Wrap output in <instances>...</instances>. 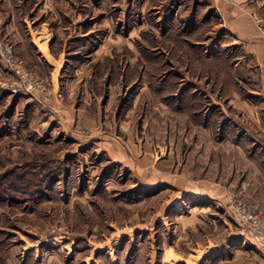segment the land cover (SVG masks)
<instances>
[{
    "label": "rangeland",
    "instance_id": "obj_1",
    "mask_svg": "<svg viewBox=\"0 0 264 264\" xmlns=\"http://www.w3.org/2000/svg\"><path fill=\"white\" fill-rule=\"evenodd\" d=\"M7 2L21 17L17 19L23 30L46 27L53 34L50 46L65 53L64 78L74 75L81 61L93 60L108 35H121L124 45L122 52L114 48L112 56L91 62L88 87L96 97L90 118H81L66 132L60 118L45 108L53 97L66 100V94L54 88L60 82L49 69L41 70L30 61L28 52L0 27V175L11 172L10 177L0 176V264H207L208 257L216 262L219 256L235 257L225 264H261L260 251L249 240L255 236L264 241L241 225L235 213L243 203L248 213H257L264 221L258 199L235 185L220 201L207 203L176 192L184 187H172L167 178L169 172L184 176L191 145L184 129H177L184 125L173 121L171 131L156 111L168 107L178 118L187 116L194 125L218 135L231 120L224 110L230 117L236 111L224 96L226 91H220L209 59L217 53L239 55L227 41L223 47L216 45L220 30L215 27L216 9H208L201 33L207 29L210 33L201 38L200 22L194 18L200 3L192 0ZM10 46L28 73L26 78L7 63L4 53ZM132 74L136 81L129 86ZM119 75L124 77V89L113 106L108 104V86ZM142 80L155 104L142 103L128 118L127 106ZM153 126L160 128L161 136L146 135ZM114 136L126 147L134 143L136 156L141 151L140 164L156 158L163 164L158 169L164 176L161 184L153 186L156 180L139 179L131 166L112 160L104 145ZM161 137L164 144L158 145ZM160 148L164 152L159 153ZM257 148L255 144L248 155ZM258 153L262 159L264 147ZM194 176L192 181L199 182L200 174ZM198 206L206 209L193 208Z\"/></svg>",
    "mask_w": 264,
    "mask_h": 264
},
{
    "label": "crops",
    "instance_id": "obj_2",
    "mask_svg": "<svg viewBox=\"0 0 264 264\" xmlns=\"http://www.w3.org/2000/svg\"><path fill=\"white\" fill-rule=\"evenodd\" d=\"M192 1L200 3L199 15L194 17L196 14L192 16L193 14L191 13V17L196 18V21L200 22L199 33L203 31V25L208 22V19H206L208 9L213 7L216 9L215 27L220 28L218 30L220 33L218 34L217 32L216 36V45L223 47L225 41H227V45H233L235 49H239V55L233 56L234 58H228L221 53L212 54L209 58L217 70L215 74H217L220 91H226L224 96L229 99V104L236 108V111L232 112V117H230L228 111L224 110L227 118H231V120L223 128V130L225 129L224 132H220L219 135L216 131L215 134L208 128L194 125L188 120L187 116L180 115L178 118L168 107V110L156 111L157 117L164 119L166 126L171 131L173 121L178 126L184 125V127L177 129L179 132L182 128L184 129L185 141L191 145V153L184 165V176L170 175L169 172V177L167 178L172 187H184L183 191L178 189L176 192L184 193L183 195L191 194L192 196H197L206 200L207 203L211 202L210 200L222 199L230 187L240 186L246 190L250 198L252 197L253 200L258 199L255 202L264 215V199L261 198V193L264 190V156H261L262 159L258 158L260 156L258 153L260 148L264 147V110L262 111L259 108L260 104L255 103L260 102L261 107L264 108V0H204L210 3L208 5H203V0ZM8 3L7 0H0L1 30L16 41L17 47L23 48L24 51L28 52L29 56H31L29 58L31 59L30 61L36 63L41 70L49 69L52 78L60 82V87L56 85L54 88L66 94V100L62 102L53 97L45 108L46 111L48 110L47 113L50 112V114L60 118L59 122L67 132L78 120L81 118L86 119L89 116V108L95 96L92 89L88 87V82L92 75L91 62L105 55L112 56L114 48L117 52H122L124 38L121 35H116L115 37L112 34L108 35L103 44L94 53L93 60L81 61V65L76 69L75 74L69 78H64L65 53L61 50L55 51L50 46L53 34L47 32L46 27V30H42V28L34 31L31 29L23 30L19 26L20 20L17 19L21 17L15 10L10 8ZM57 3L60 4L59 2ZM25 21L27 20L25 19ZM221 30H224V32ZM193 32L196 33V30ZM211 32L213 31L211 30ZM203 33H201V38L208 36L210 31L207 29ZM219 35L221 38H219ZM204 42L206 41L201 39V43ZM38 52L41 54L36 55ZM202 56L204 55L202 54ZM222 58L227 60L224 63L225 66L217 61V59ZM203 65L202 62L201 69L204 68ZM106 72L108 73L109 71ZM129 77V86H131L136 81V75L132 74ZM141 86L139 92L131 99V105L127 106L130 107L126 114L128 118L134 116V113L142 103L155 104L153 95L148 90L144 80H142ZM122 89H124V77L119 75L109 83L108 94L110 99L108 104L116 105ZM76 94H78L77 100H73ZM78 102H80L79 105H77ZM105 108L106 110L109 109L106 106ZM125 110L126 108L121 112L123 118ZM122 126H124V119ZM160 128L153 126L152 130L154 131H151L150 127H148L150 131L146 135L161 136ZM163 139L162 141L161 137L158 145L164 144L165 138L163 137ZM168 140L170 142V135ZM128 141H131L130 136ZM255 144L258 147L257 152L252 156L248 155L250 154L248 151L250 148L255 147ZM125 145L124 141L114 136V139H109L104 146L114 162L117 161L123 163L124 166L125 164L131 166L133 172L135 173L136 171V176L139 179L153 180V182L156 180L153 186L157 183L161 184L162 180L160 179H163L164 176L162 171L158 169L163 164L161 162L157 163V158L151 164H140L141 161L137 156H139L141 151L136 156L138 148L134 146V143L131 142L132 147H126ZM128 147L135 153L132 154L130 149H127ZM146 147L147 143L144 144V150ZM198 151L199 154H197ZM160 152L164 151L160 148ZM196 157L198 163L193 164ZM174 159L175 157L172 158L173 161ZM172 160L170 159V161ZM144 167H147V169ZM194 167H196L195 170H193ZM195 174H200L199 182L192 181ZM145 183L148 182L145 181ZM198 183L199 185L196 186ZM198 189L200 193L195 192ZM193 208L206 209V207L202 206ZM249 242L251 246L256 247L260 251V263L264 264V243L256 239L255 236ZM219 257L216 262L210 261L211 257H208L206 260L207 264H225L227 261L235 260V257H232L231 260H227V257L224 256L221 259Z\"/></svg>",
    "mask_w": 264,
    "mask_h": 264
},
{
    "label": "built area",
    "instance_id": "obj_3",
    "mask_svg": "<svg viewBox=\"0 0 264 264\" xmlns=\"http://www.w3.org/2000/svg\"><path fill=\"white\" fill-rule=\"evenodd\" d=\"M4 56L7 63L13 68V71L20 75L22 78H26L28 73L21 66L20 60L14 55L12 47H7L5 49ZM245 204L239 203L235 207V213L238 216L241 225L248 227V229L254 233L259 239L264 241V221L257 213H248L245 209Z\"/></svg>",
    "mask_w": 264,
    "mask_h": 264
},
{
    "label": "trees",
    "instance_id": "obj_4",
    "mask_svg": "<svg viewBox=\"0 0 264 264\" xmlns=\"http://www.w3.org/2000/svg\"><path fill=\"white\" fill-rule=\"evenodd\" d=\"M10 175H11V172H8L7 174L0 175V176H2V177H3V176L10 177ZM46 190H47V189H46ZM46 190H45V189H43V190L41 189V192H44V191L46 192Z\"/></svg>",
    "mask_w": 264,
    "mask_h": 264
}]
</instances>
